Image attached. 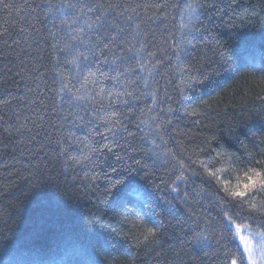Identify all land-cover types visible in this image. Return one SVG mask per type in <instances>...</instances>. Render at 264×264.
Returning <instances> with one entry per match:
<instances>
[{
    "label": "trees",
    "instance_id": "1",
    "mask_svg": "<svg viewBox=\"0 0 264 264\" xmlns=\"http://www.w3.org/2000/svg\"><path fill=\"white\" fill-rule=\"evenodd\" d=\"M251 169L264 0H0V264H249Z\"/></svg>",
    "mask_w": 264,
    "mask_h": 264
},
{
    "label": "snow or ice",
    "instance_id": "2",
    "mask_svg": "<svg viewBox=\"0 0 264 264\" xmlns=\"http://www.w3.org/2000/svg\"><path fill=\"white\" fill-rule=\"evenodd\" d=\"M188 7L190 11L195 12V8L192 5H189ZM250 171L252 175H248L247 173L245 174L248 182L243 184L242 189H238L235 191H229L227 188H225V191L228 192V194L232 196L233 198L239 197L243 199L248 192L254 191L257 188V186L259 187V190H264V170L251 169ZM210 174L214 175V173H211V172ZM181 179H183V177H177V180H181ZM173 191L178 192V189L173 188ZM137 195L139 194L137 193ZM224 216L227 221L233 223L234 228H235V236H238L241 243L243 244L245 252L248 253V259L252 260V255H251L252 249L250 247V240L246 238L245 236L241 235L242 228H247L248 226L247 225L242 226L239 224H235L232 217L229 216L227 212L224 213ZM155 223L159 227L161 228L163 227L162 221H156ZM140 235L143 236V242H149L150 240H153L157 237V228L156 227H151V228L146 227L140 233ZM197 236L199 237L200 234H197ZM134 239H137L139 242V237L134 236ZM203 239L204 241H206L207 237H204ZM232 264H236L235 259L232 261ZM253 264H255V261H253Z\"/></svg>",
    "mask_w": 264,
    "mask_h": 264
},
{
    "label": "rangeland",
    "instance_id": "3",
    "mask_svg": "<svg viewBox=\"0 0 264 264\" xmlns=\"http://www.w3.org/2000/svg\"><path fill=\"white\" fill-rule=\"evenodd\" d=\"M241 235L245 236L250 240V247L252 249V260H249V264H264V235L254 234L249 230L242 229ZM244 248V247H243ZM247 257L248 253L246 252Z\"/></svg>",
    "mask_w": 264,
    "mask_h": 264
}]
</instances>
